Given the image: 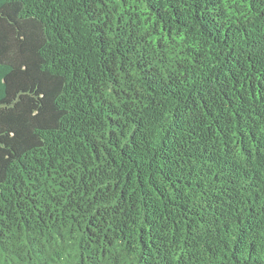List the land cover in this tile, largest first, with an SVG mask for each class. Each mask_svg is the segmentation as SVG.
Returning a JSON list of instances; mask_svg holds the SVG:
<instances>
[{
  "label": "trees",
  "instance_id": "trees-1",
  "mask_svg": "<svg viewBox=\"0 0 264 264\" xmlns=\"http://www.w3.org/2000/svg\"><path fill=\"white\" fill-rule=\"evenodd\" d=\"M0 264H264V0H0Z\"/></svg>",
  "mask_w": 264,
  "mask_h": 264
}]
</instances>
